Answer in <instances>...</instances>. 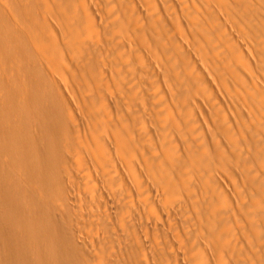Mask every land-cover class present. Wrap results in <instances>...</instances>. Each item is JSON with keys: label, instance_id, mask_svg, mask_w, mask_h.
Listing matches in <instances>:
<instances>
[{"label": "bare ground", "instance_id": "obj_1", "mask_svg": "<svg viewBox=\"0 0 264 264\" xmlns=\"http://www.w3.org/2000/svg\"><path fill=\"white\" fill-rule=\"evenodd\" d=\"M149 103H167L165 114L135 122ZM203 105L224 110L216 134L202 133ZM91 118L95 150L81 142ZM152 137L174 147L163 164L138 153ZM263 141L264 0H0V264H89L72 190L82 164L100 210L113 182L141 205L126 227L138 251L150 215L193 207L217 226L199 264L224 253L243 264L235 244L264 264Z\"/></svg>", "mask_w": 264, "mask_h": 264}, {"label": "rangeland", "instance_id": "obj_2", "mask_svg": "<svg viewBox=\"0 0 264 264\" xmlns=\"http://www.w3.org/2000/svg\"><path fill=\"white\" fill-rule=\"evenodd\" d=\"M86 60H88V58ZM79 62L81 64L84 63L83 65H85L86 64L85 62H87V61H85V59L83 61L81 58H79ZM9 77H10V75H9ZM145 85L146 86L144 88H146L147 91L152 92L151 94L154 95L153 92L156 89L153 91L152 88H154V87H151L152 86L151 83L146 82ZM154 93H156V92H154ZM149 94L150 93H148V95ZM151 94H150V96H152ZM152 97H150V99ZM93 100H94V102H96V100H97V95L95 93L93 94ZM94 104H98V103H94ZM149 106L153 110L149 109V112H148L147 110H148ZM166 106H167V103H151V105L149 103L147 108L145 107V110L143 108L138 109L136 107L138 109L137 110L134 107V110H136L135 112H137V113L140 110L141 111L144 110L147 113L143 112V114H142V112H139L138 113L139 117H137V114L135 113L136 114L135 115L133 110L131 109L132 114L135 115L138 118V120H137V118L135 119V117H133V115H132V119H133V121L137 120L135 122H140L139 119H142L140 117V115L142 117H144L143 116L144 114H148V115L151 114L152 115L151 118L153 116H156L155 114H158L161 116L162 114H165ZM140 107L141 106H139V108ZM204 107H205V105H203L199 109L200 110L199 114H201L203 117L202 118L199 116L200 117L199 120L202 119V121H205L207 123L202 122L201 120L199 123L207 126L208 122H210L208 126H211V128L209 127V129H208V127L206 128L205 126L200 124L202 131L204 130V127L206 128L203 132L202 131L201 132L205 133L206 131H208L210 134L211 133L216 134V130L214 129L213 124L215 122H220L219 118H220V120H223V119H221V116H223L224 110H221V109L215 110L213 112V114H210V112H212L211 109L210 108L206 109L207 107H205V108ZM203 110H204V112H201ZM220 110H221L222 114H219V113H221ZM153 111H156L158 113L153 114L154 113ZM209 114L212 115L211 118L213 117L212 118L213 121L209 118L210 116H207ZM148 115H145V117L150 118V116H148ZM204 116L206 118H204ZM214 116H215V119H214ZM227 116H229V115L227 114ZM217 118H218V120H216ZM148 121L152 123V119L148 120ZM210 124H212V125H210ZM97 126H99L98 121L95 122L92 119L88 123L86 130H84V132L86 133V136H84V139L81 142L83 144H85L83 146L85 149L86 148H89L91 150L96 149V147L93 145V143L90 142L91 141L90 137H93L92 134H96L97 131H99ZM118 126H119V124H118ZM118 126H115V129H113V127H112L109 130L110 133L115 134L116 131H119L120 128ZM212 129L214 130V132L212 131ZM142 131H143V129L141 128V132ZM210 131H212V132H210ZM134 133H135V131H134ZM141 138L142 137H139V139H141ZM166 138L170 139V137H168V135ZM165 141L167 142V139ZM169 142L172 143L171 139L169 140ZM143 143H144L143 141L142 142L140 141V143H138V148H137L138 153H140V155L143 156L145 160H149V158L151 160H155V159H158L159 157H157V156L160 155L159 164H163L161 162L162 157H167L170 155L173 156V152L175 151L174 147L171 144H169L167 146L168 142L165 145H163V147L162 146L156 147V144L160 145V142H159V140L158 141L155 140L154 137H152L150 139V142L146 143L147 145H145V146L143 145V147H142ZM148 143H150V144H148ZM262 143L264 144V141ZM262 143L260 146L258 145V148L253 147V146L251 147V149L245 148L246 150H244V154L242 156H245V158L249 159L252 157L253 154H256L258 152V150L260 151L259 153L262 154L261 153V150H263L262 149V145H263ZM164 146H166V147H164ZM156 148L158 150H156ZM161 148H164V150L168 148L166 151L167 153ZM169 148H171L173 151L171 150L172 151L171 152ZM263 148H264V146H263ZM255 149H258V150H256L257 152H255ZM153 150H156V151H153ZM251 151H252V155L250 157V154L248 156L246 153H251ZM168 152L169 153L171 152V153L168 154ZM185 155H186V157L183 155L181 156L182 159H184V160H186V158L188 157V154H185ZM151 156H152V158H151ZM228 156L229 155L227 154V157ZM258 166L259 165L257 163H254L253 166H251V168L254 169L255 171H257L259 169ZM263 166H264V164L262 163L261 167H263ZM166 168H167L168 172L171 171L169 165H167V164H166ZM217 169H218V167H217ZM91 172L92 171H91V168L89 166L82 164L80 166V175H82V177L81 176L79 177L80 184H78V187H75L74 189H72L74 191V192L73 191L72 192L75 195V196H73V201L76 198V201H74V202L78 205V207H81V209L79 208L78 210H76L78 212L76 213L75 217L78 216L77 217L78 219H76V221L80 225L79 226L80 246H81V249L83 251V254L86 255V258H87V261L89 264H129V262L132 260V258L135 256V254L138 252H140V254H142V252H143L142 255H144V259L139 260L140 264H178L180 262H181L180 264H182V263L183 264H199L198 259L201 255V253H203L202 251L204 250L205 247H206V249L208 248L207 245L211 244L210 234L208 232L212 229V227L217 228V226L214 225L213 222L209 221L205 225H203V227H202L203 223L196 221V218L194 217V216L197 217V215H195L194 212H196V211H194V209H192L193 207H189L190 208L189 209L188 207L183 208L180 206L178 209V206H175L174 207L175 209L174 208H173L174 210L172 209V212L175 215L172 212H171L172 214L170 213V215H169V213L165 209V207H166L165 203L164 204H160V202L159 203L157 202L155 204L152 203L153 204L152 206L155 209L158 206L163 205L164 210L166 211V213L169 215L170 218L167 217V218H169L168 221L166 218H164V220H163L162 218L158 217V215H155V214H153V215H155L157 217V219H155L156 217L154 218L153 215L152 216L150 215L148 217L150 219L153 218L154 223L153 224L150 223V222H152V219L149 222L150 225L152 224L153 228H154V225H157L158 228L163 227V229H162L163 231H161L160 229H159L160 230L159 231L156 226L154 229H152V227L148 223L149 226L146 228L145 232H143V235L145 236V234H146L147 237L145 236L146 237L145 238L141 233H140L141 234V236H140L138 233L139 238L143 237L140 239V241L142 242L141 250L138 251L139 249H137L138 248L137 244L134 242V239L130 238L131 236L127 232L126 227L128 226V224L130 222H132V220L135 218V215L138 214V212H142L141 207H140L141 205L138 202L131 204V202L128 201L129 200L128 198H126V197H125L126 199L124 198V194L121 192V189H120L121 187H119L118 184H117L118 186H116L117 182H113L112 185L106 186V188H109V189H107L109 191L106 192V190H104L107 193L108 198H109L108 201L106 200L108 203L106 204V201H105V204H104V208L106 210L103 207L100 210V207L98 206V202H97L96 196H95L96 191L92 187V181H90V179L87 180V176H90ZM258 172H260V171H258ZM83 175H86L85 179L83 178ZM199 187L201 189V186H199ZM199 187L196 189H199ZM75 189H77V190H75ZM196 191H197L196 194L198 195V198L200 199V195H199L200 191H198V190H196ZM201 191L204 193L203 190H201ZM203 193H201V194L204 195ZM137 197L140 198L139 195H137ZM209 197H211V196H208L209 200L207 202V205L210 206V209H211V207L213 206V201ZM138 198H137V200H138ZM157 204H159V205H157ZM108 205H110V208ZM201 206L204 208L203 205H201ZM151 207L149 206V208H151ZM187 208H188L189 212H188V210H186ZM208 209H209V207H208ZM104 210L107 211L106 214L105 213L103 214V212H105ZM184 210H186V211L184 212ZM196 210H198V208H196ZM180 211L183 213H181ZM191 211H192V213H191ZM179 213H181L180 216H179ZM185 213H187V215ZM188 214H190L189 218H188ZM191 214H193L194 216ZM79 215H80V217H79ZM161 215H163V213ZM103 216H104V218H103ZM107 218H108V220H107ZM190 218L191 219L193 218L194 221H193V219L191 220ZM159 220H161L162 221L161 223H163V224H161V223L159 224V222H160ZM197 220H198V218H197ZM170 224H171V226H170ZM164 229L168 235L164 233L165 232ZM147 231H149V232H147ZM165 235H166V238H165ZM263 239H264V237H263ZM146 242H148V243L145 244ZM143 244L145 245L146 248H144ZM166 245H168V246H166ZM148 247H151L150 250L148 249ZM234 251L236 254L235 255L236 260L241 261L243 264H256V261L253 260V256H251L247 247L241 248L239 245L235 244L234 245ZM219 257H220V259H216L212 262L209 259V261L212 264H234L236 262V261L232 262L230 260V256L226 253H224L223 257H222V254Z\"/></svg>", "mask_w": 264, "mask_h": 264}]
</instances>
